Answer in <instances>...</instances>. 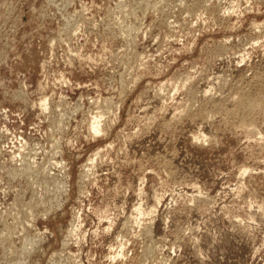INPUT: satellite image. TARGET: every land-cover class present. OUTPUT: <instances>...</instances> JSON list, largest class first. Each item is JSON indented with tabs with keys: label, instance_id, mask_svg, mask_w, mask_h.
Wrapping results in <instances>:
<instances>
[{
	"label": "rangeland",
	"instance_id": "obj_1",
	"mask_svg": "<svg viewBox=\"0 0 264 264\" xmlns=\"http://www.w3.org/2000/svg\"><path fill=\"white\" fill-rule=\"evenodd\" d=\"M0 264H264V0H0Z\"/></svg>",
	"mask_w": 264,
	"mask_h": 264
},
{
	"label": "bare ground",
	"instance_id": "obj_2",
	"mask_svg": "<svg viewBox=\"0 0 264 264\" xmlns=\"http://www.w3.org/2000/svg\"><path fill=\"white\" fill-rule=\"evenodd\" d=\"M99 128H100V126L98 125V123H97V125H94V124H93V126H92V129H93V131H94L95 133H96V132H98V133L100 132V129H99ZM222 250H223V249H222Z\"/></svg>",
	"mask_w": 264,
	"mask_h": 264
}]
</instances>
